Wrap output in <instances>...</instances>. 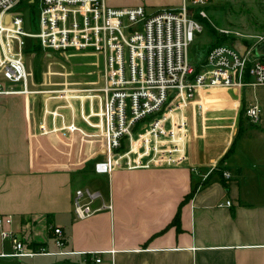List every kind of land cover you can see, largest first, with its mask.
Listing matches in <instances>:
<instances>
[{
	"label": "crops",
	"instance_id": "1",
	"mask_svg": "<svg viewBox=\"0 0 264 264\" xmlns=\"http://www.w3.org/2000/svg\"><path fill=\"white\" fill-rule=\"evenodd\" d=\"M181 2L105 0L111 7L143 6L150 13ZM32 91L0 94V213L12 214L15 226L21 218H33L34 238L46 241L53 252L54 235L46 225L60 227L64 250L75 253L33 260L0 256V264H264V139L259 150L249 147L251 162H227L239 127L237 114L222 124L231 129L217 135L220 141H209L199 120L202 113L190 111L182 166L114 169L107 175L93 172L99 156L82 158L78 135L40 131V91ZM203 98L202 105L227 101L232 114L237 110V100L229 95ZM218 168L230 177L222 179ZM97 177L104 178V189L91 190L86 185ZM81 188L99 193L94 207L111 203V210L77 219L72 197ZM227 200L231 205L222 206Z\"/></svg>",
	"mask_w": 264,
	"mask_h": 264
},
{
	"label": "built area",
	"instance_id": "2",
	"mask_svg": "<svg viewBox=\"0 0 264 264\" xmlns=\"http://www.w3.org/2000/svg\"><path fill=\"white\" fill-rule=\"evenodd\" d=\"M31 1L38 15L36 31L26 29L24 16L15 11L22 0H0V94L34 92L28 86L30 74L24 59L27 40L46 54L92 50L101 56L104 71L97 94L98 112L93 111V100L89 110L92 116L100 117L105 144L93 172L109 175L114 169L185 164L189 112L203 113L200 93L209 88H225L241 103L250 123L260 122L262 109L256 102L244 104L242 90L264 89V56L254 51L264 44V33L256 36L251 46L247 38L231 45L225 39L236 36L218 29L217 35L224 36L225 42L207 49L202 61L192 65L189 49L195 33L203 30L199 19L207 17L202 9L204 0H182L176 8L162 7L152 13L143 6L111 7L105 0ZM57 130L85 135L74 123L52 129ZM218 171L222 179L230 177L229 171ZM98 198L97 191L76 190L72 197L74 216L82 220L100 210H111V203L94 207ZM221 205L230 206L231 200ZM35 223L33 218L24 217L15 226L12 214L0 213V256L24 259L75 253L64 250V232L49 223L46 232L53 233L56 250L51 251L46 241H37ZM93 260L98 263L101 259Z\"/></svg>",
	"mask_w": 264,
	"mask_h": 264
},
{
	"label": "rangeland",
	"instance_id": "3",
	"mask_svg": "<svg viewBox=\"0 0 264 264\" xmlns=\"http://www.w3.org/2000/svg\"><path fill=\"white\" fill-rule=\"evenodd\" d=\"M204 1L205 4L202 9L206 11L207 17L206 19H199L203 30L201 33H195V40L189 49L192 65L199 64L206 56L208 46L219 38L218 29H226L230 35L236 36V39L230 36L232 39H225L227 42L223 41L231 45L240 43L239 38H247L248 44L251 46L254 44L255 37L264 33V0ZM194 9L196 12L198 11L197 8ZM17 10L24 16L25 28L36 31L38 15L34 1L22 0L15 8V11ZM25 42L24 59L30 74L28 86L31 90L40 91V116H42L40 131L42 130L45 134L50 132L62 134L64 137L76 134L82 144V158L89 155L101 157L105 143L104 137L100 135V117L90 114L89 105L90 100H93V111L98 112L97 94H99L104 71L102 57L92 50L46 54L40 50H35V44L29 40ZM211 92H218L224 96L229 95L225 88L218 87L203 90L201 92L202 98L204 96L206 98V95ZM79 94L84 95V98L79 97ZM35 95L39 96L37 93ZM73 95H75L74 98H72ZM242 95L244 104L258 103L262 109V114L260 122L252 124L242 112L238 123L239 127L233 137L234 144L225 158L230 164L251 162L249 147L259 150L263 145L264 89L245 87L242 90ZM229 96L231 97V95ZM230 104L227 101L223 104L204 101L201 121L204 126V137L206 136L209 141L216 139L220 141L219 139L222 137L217 135H222L223 132L228 133L231 129L230 127H221L224 121L230 124L237 118V115L239 117L242 110L241 103L238 102L235 114L229 110ZM233 115L235 117L231 120ZM87 122L94 127L88 125ZM70 123H74L83 129L85 135L66 132V130L52 131L53 128L60 129ZM90 164L93 165L94 162ZM86 186L91 190L96 187L104 189V178L97 177L95 183H89ZM25 260L33 259L25 258Z\"/></svg>",
	"mask_w": 264,
	"mask_h": 264
},
{
	"label": "trees",
	"instance_id": "4",
	"mask_svg": "<svg viewBox=\"0 0 264 264\" xmlns=\"http://www.w3.org/2000/svg\"><path fill=\"white\" fill-rule=\"evenodd\" d=\"M223 39H224L223 37L218 38L215 42H213L210 46H208L207 49H209V48L212 47L213 45H216V44L222 43ZM29 43H30V42H29ZM35 46H36V47H35V50H40V47H39L38 45L35 44ZM242 112H243V109L241 110V113L239 114V119H240V117H241ZM188 196H190V194H188L185 198H188Z\"/></svg>",
	"mask_w": 264,
	"mask_h": 264
},
{
	"label": "water",
	"instance_id": "5",
	"mask_svg": "<svg viewBox=\"0 0 264 264\" xmlns=\"http://www.w3.org/2000/svg\"><path fill=\"white\" fill-rule=\"evenodd\" d=\"M254 51L257 56H264V44H261L255 47Z\"/></svg>",
	"mask_w": 264,
	"mask_h": 264
},
{
	"label": "bare ground",
	"instance_id": "6",
	"mask_svg": "<svg viewBox=\"0 0 264 264\" xmlns=\"http://www.w3.org/2000/svg\"><path fill=\"white\" fill-rule=\"evenodd\" d=\"M212 94H217L218 92H211ZM237 100V99H236ZM237 102H238V100H237Z\"/></svg>",
	"mask_w": 264,
	"mask_h": 264
}]
</instances>
